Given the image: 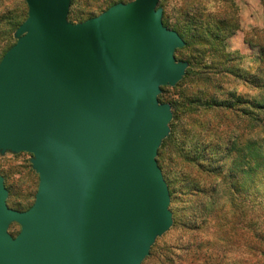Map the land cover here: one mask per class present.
I'll return each mask as SVG.
<instances>
[{
  "label": "water",
  "instance_id": "1",
  "mask_svg": "<svg viewBox=\"0 0 264 264\" xmlns=\"http://www.w3.org/2000/svg\"><path fill=\"white\" fill-rule=\"evenodd\" d=\"M24 1L0 58V155L29 153L38 185L13 209L0 174V264H141L173 223L157 162L173 112L158 96L184 77L185 42L161 0L76 23L71 0Z\"/></svg>",
  "mask_w": 264,
  "mask_h": 264
},
{
  "label": "rangeland",
  "instance_id": "2",
  "mask_svg": "<svg viewBox=\"0 0 264 264\" xmlns=\"http://www.w3.org/2000/svg\"><path fill=\"white\" fill-rule=\"evenodd\" d=\"M107 1L74 0L68 17L78 22L93 14L97 15L107 7ZM240 1L243 4L248 0ZM194 5L195 10L203 6L205 10L214 12L222 10L225 6L231 7L230 3L226 4L223 0L160 2L163 19L166 17L170 23L183 19V12L191 11ZM236 7L234 6L238 13L240 5L236 4ZM5 8L9 9L7 14L4 13ZM261 8L263 11L262 5ZM90 12L92 14L88 15ZM0 13L5 14L8 19L13 18L20 22L26 17L27 5L24 0H0ZM0 26L3 27V24ZM260 29L262 28L248 27L243 30L247 38L253 39L252 36L257 31L260 32ZM187 54L188 52L176 53L175 57L182 60ZM210 55L205 58L198 55L200 64H209L211 57H217L216 54ZM236 57L238 58L233 61H224V67L237 73L240 68L244 76L248 73L244 69L247 61L239 54H236ZM215 84L216 86L210 87L208 93L202 96L203 99L228 101L234 94V101L249 99L264 103V91L249 87L241 77L235 78L223 73L216 77ZM187 90L188 85L185 84L167 86L159 97L161 102L169 103L179 99L178 95L182 91L186 93ZM237 107L247 109L243 104ZM249 111L264 118L256 109ZM250 114L229 112V121L232 122L233 119L236 125L233 128H230L231 125L223 127L221 113L217 112L216 108L201 106L190 115V118H193L192 123L186 120L189 117L187 112L184 113L186 117L183 115L178 122H172V136L161 147L157 158L171 190L169 209L173 223L167 232L157 238L151 254L141 264H264V168L251 170L246 166L241 172L237 165L241 161V152L246 151V142L256 137L259 131L258 124L249 122L248 116L255 118ZM234 115H237V118H232ZM233 135L238 136L237 141L232 139L236 145L232 151L225 152L224 147L231 146L229 140ZM178 147H182L184 155L193 158V162L182 157L181 152L177 151ZM239 148L244 149L238 152ZM196 154L205 163L204 172L200 171L195 163ZM30 158L31 155L24 152L0 155V174L4 177L8 190L6 203L11 208L25 210L34 201L38 176L31 168ZM219 166L216 177L210 176L209 173L214 171L213 167ZM195 181H199L201 191L192 193ZM18 230L19 225L16 223L9 227V232L13 235Z\"/></svg>",
  "mask_w": 264,
  "mask_h": 264
},
{
  "label": "trees",
  "instance_id": "3",
  "mask_svg": "<svg viewBox=\"0 0 264 264\" xmlns=\"http://www.w3.org/2000/svg\"><path fill=\"white\" fill-rule=\"evenodd\" d=\"M126 1L129 0H108L106 5L107 7L104 8L102 11H104L109 6L117 2H126ZM73 2L74 0H71L70 6H72ZM160 2H159V6H160ZM223 2H225L226 4L230 3L231 7L228 8L227 6H225L222 8V10L218 12L217 11L214 12L213 10L210 11L205 10L203 6L202 7L198 6L199 8L195 10L196 7L194 5L193 7H191V11H187L186 13L185 11L183 12V19H181L180 21L176 20L173 23H170L166 17L164 20L162 14L163 24L167 28L175 30L185 42L184 47L177 49L175 54L181 52H186V53L188 52L187 56H184L182 59L187 61L188 67L185 71L184 77L181 79V81L178 84H176V86H182V84H185V86L188 85V90L186 93L182 91V93L178 95L179 99H177L176 101L169 102L173 112V117L170 122L171 131L169 135L163 140L160 148L158 149L157 156L160 154L161 147L164 144H166L167 140H169L172 136L171 134L172 122L174 121L178 122V119L182 117L185 112L189 114V117H187L186 120L191 122L193 118H190V115L195 111L199 110L201 106L203 107L212 106L216 108L217 112L221 113L220 116L222 118L223 127H229V125H231L230 128H233V126L236 125L233 119L232 122L229 121L230 118L229 112H234L236 114V111L238 112L240 111L244 115H248L252 113V115L255 117L253 118L252 116H248L249 117L248 119L249 122H252L255 125L258 124L259 126L258 134L256 137L253 136L254 138H251L250 140L248 139V141L244 146V148L246 149L245 152L242 151L244 148L238 149L239 150L238 152L242 151L241 152L242 156H241V161H239L237 165L239 166L241 172L245 170L244 168L246 166H249V169L251 170H256L257 168L260 167L264 168V118L259 117L258 114L253 113L249 110L256 109L257 111L261 112V114L264 116V103L249 99H243V100L239 99L237 101H234L232 100V98L234 99L233 96L234 94L231 96L230 100L220 101V102L205 100L202 97L208 93V89H210V87L216 86L215 84L216 77L220 76L223 73L230 74L232 77L235 78L241 77L242 80L249 87H253L254 89L260 88L259 89L260 91L262 90L264 91V28L261 29L260 32L257 31V33L252 36L253 39L255 40V50H256V67L254 71L253 72L246 71L248 72L245 74L246 76L245 75L243 76V74L240 71V68H238L239 70L238 73L237 71L235 72V70L231 72L228 69V67H224L225 64L224 61H228V62L233 61L234 59L238 58L236 57V54L239 53L227 51L225 42L231 35H233L240 28V23L237 15V9H236L237 7L234 0H223ZM260 2L264 11V0H260ZM234 6L236 8H234ZM3 10H5L4 13L7 14L9 9L5 8ZM5 14L0 13V25L3 24V27L0 26V58L5 53V51L9 47H11V45H13V43L15 42V39L13 37V32L26 18L25 17L22 21L19 22V20L17 21L14 20L13 18L8 19L5 16ZM69 14H70V10L68 12V16ZM91 14L92 12H90L88 15ZM93 16L96 15L93 14L84 19H80L78 22L84 21ZM68 19L71 22L76 23L71 18L68 17ZM12 40L14 42L11 43ZM223 51L226 53H224ZM210 54H216L217 57L216 58L211 57L212 60L210 61L209 64H200L201 59L199 56H204L203 58H205L206 56H211ZM240 57H242V55H240ZM163 88L164 87L161 88V91L163 90ZM158 98L160 100L159 96ZM242 104L243 106H246L247 109H245V107H242L243 109L237 107ZM233 117L237 118V115L232 116V118ZM232 139L237 141L238 136L233 135L231 137V139L229 140L231 146L228 148L224 147L225 152L232 151L233 147L236 145V143L233 142ZM221 145L222 144L220 143L219 146L221 147ZM183 150L184 149L182 147H178L177 151L178 153L181 152L182 157H185L190 161H192L193 158L184 155V153L182 152ZM202 156L204 157L203 154ZM200 158L199 155L196 154L194 160L196 165L199 167V170L204 172V170H206V168H204L205 163L202 162ZM157 162H158V158H157ZM213 168L214 171H211V173L209 174L210 176L212 175L215 178L216 175L219 173L220 166L217 168L216 167ZM209 174L207 173V175ZM189 175H191L190 172ZM191 177L193 179L195 178L192 175ZM191 177L190 179L193 180ZM218 177L221 179L220 176ZM198 183L199 181L198 182L195 181L193 183L196 185L194 186L193 189H191L192 193L196 191H201ZM168 189L171 198V190L169 185H168ZM153 245L150 249L149 254H151Z\"/></svg>",
  "mask_w": 264,
  "mask_h": 264
},
{
  "label": "crops",
  "instance_id": "4",
  "mask_svg": "<svg viewBox=\"0 0 264 264\" xmlns=\"http://www.w3.org/2000/svg\"><path fill=\"white\" fill-rule=\"evenodd\" d=\"M240 5L238 18L240 28L226 40V49L233 52H238L245 58L247 64L244 69L253 72L256 67V50L255 42L250 37L245 36V28H264V14L259 0H248L243 3L240 0H234ZM261 30V29H260Z\"/></svg>",
  "mask_w": 264,
  "mask_h": 264
}]
</instances>
